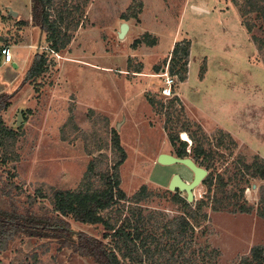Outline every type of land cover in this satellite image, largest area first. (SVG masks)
<instances>
[{"label":"rangeland","instance_id":"374dc122","mask_svg":"<svg viewBox=\"0 0 264 264\" xmlns=\"http://www.w3.org/2000/svg\"><path fill=\"white\" fill-rule=\"evenodd\" d=\"M30 1L0 0V43L24 42L29 30L22 21L30 16ZM256 3L261 12L248 10L245 0H53L49 20L58 22L56 36L59 46L66 43L63 48L51 50L48 35L34 28L26 39L35 49L10 48L19 65L0 68V94L15 92L0 112V209L9 210L13 203L17 212L51 211L48 187L77 189L91 163L100 173L117 170L120 188L133 202H126V208H138L145 219L152 216L142 228L155 239L147 249L167 254L140 264H164L171 253L196 264H255L251 250L264 247V0ZM10 10L18 12L20 21ZM233 12L259 42L252 58L247 28ZM123 23L129 29L120 40ZM181 42L190 44L189 50L192 46V68L183 87L187 103L179 96L177 78L187 79L190 54L185 70L184 60L172 57ZM36 53L47 59L45 72L25 81ZM200 58L201 77L210 67L202 84L195 71ZM171 59L177 96L165 99L159 93L161 73L170 69ZM112 129L125 152L116 170L112 166L119 153L112 148ZM180 142L186 144V157L202 152L197 165L211 176L210 188L201 183L193 190L190 210L174 199L186 194L169 191L168 183L174 174L189 183L192 172L156 161L159 154L176 156ZM85 145L93 154L85 152ZM86 180L91 190L103 186L96 177ZM126 208L111 218H128ZM182 213L189 217L186 232L171 235L168 229L175 231L172 223ZM101 215L108 217L109 211ZM67 220L73 231L102 239V226ZM104 242L113 245L111 238ZM0 264L94 263L61 249L56 240L21 235L0 252Z\"/></svg>","mask_w":264,"mask_h":264},{"label":"trees","instance_id":"16d2710c","mask_svg":"<svg viewBox=\"0 0 264 264\" xmlns=\"http://www.w3.org/2000/svg\"><path fill=\"white\" fill-rule=\"evenodd\" d=\"M53 0H31V25L38 28L42 33H46L47 42L51 43L50 49L54 52L61 50L59 46L58 36L59 24L56 21L49 20L50 12L48 6L51 5ZM248 6V10L252 12H261L262 6L256 3V0H245ZM24 24L25 22L22 21ZM248 34H251V27L246 23L244 25ZM261 29V28H260ZM253 43L260 50L258 40L251 36ZM2 43V42H1ZM190 44L186 46L185 42L177 43L173 47L172 57L179 56L182 61L184 60L185 70L188 57L190 54ZM47 59L43 54L36 53L33 57L32 63L26 72L25 81H32L34 78L40 76L45 72ZM173 59L170 60V69L167 71L168 75L176 77L172 72ZM175 75V76H174ZM177 78V77H176ZM177 80L181 83L186 80L183 75H178ZM175 94V90H174ZM15 95L12 94H0V112L6 110L9 106V100ZM177 96V95H175ZM174 97V96H173ZM172 97V98H173ZM73 121L71 117L70 123ZM4 134L9 136L12 133L9 130L4 129ZM112 148L119 153L116 162L113 164L112 169L116 170L125 161V152L120 145L118 134L116 129H112ZM182 133V132H181ZM185 133V132H183ZM186 134V133H185ZM203 137L207 138L206 134L202 132ZM187 135V134H186ZM220 135L230 139V135L224 132H220ZM177 139V137H176ZM190 140V139H189ZM192 145L194 140L191 138ZM232 142V140H231ZM171 145L175 143V140H170ZM180 147L176 150V157L184 158L188 156L186 152V144L180 142ZM84 150L88 155L93 154L88 150V146H84ZM100 151L99 147L95 148V152ZM202 152L194 151L193 161L197 164ZM201 165V164H200ZM261 177H264V165L261 166ZM89 177H96L102 183V188L97 190H91L89 187H85L86 180ZM202 184H208L210 188L211 176H208L202 181ZM146 191L145 188H142ZM50 195V204L52 205L51 211H43V213H34L30 208L24 209L22 212H17V208L11 203L12 207L9 210L0 209V252L7 249L9 243L18 236H24L28 238H44L50 240H56L59 243L60 248L68 249L72 254L78 255L81 258L89 259L94 264H123L122 260H126L131 264L144 263L145 260L151 259L154 255L160 256L165 259V251L154 247L153 252L147 249L151 243H155V239L148 234H144L146 231L142 228L149 224L152 219L151 215L145 219L141 215V211L138 208L129 207L126 204V194L120 188V181L118 178L117 170L113 174H109V170L105 173H100L99 170L94 169L90 163L83 175L77 189L73 190H60L53 187H48ZM5 196L11 201L10 192ZM46 198L45 196H40ZM174 199L178 203H182L185 208H190L192 205L186 201L185 198H181L178 194H175ZM132 204L133 202H128ZM195 208V214L201 210V204ZM29 207H32L30 204ZM137 207V206H134ZM126 208L129 213L128 218H124L120 222L118 217L111 218L112 214L120 215ZM193 208V207H192ZM109 211L108 217H103L101 213ZM161 216V213H158ZM191 217V214H188ZM204 215V214H203ZM73 222L87 225H100L103 227L104 233L102 239L89 236L84 232H75L72 230L69 220ZM134 219V220H133ZM176 220V221H175ZM174 220L175 231L168 229V233L173 235L176 231H179L183 235L186 231L189 217L186 214L177 215ZM179 236V235H178ZM177 236V237H178ZM111 238L112 244H106L104 240ZM151 239V241H149ZM177 239V238H176ZM145 255V259L144 258ZM252 259L256 261L255 264H264V247H256L251 250ZM181 256L175 257L174 253H171L166 257L164 264H196L189 258H182ZM160 264L156 260L152 264Z\"/></svg>","mask_w":264,"mask_h":264},{"label":"water","instance_id":"95a60500","mask_svg":"<svg viewBox=\"0 0 264 264\" xmlns=\"http://www.w3.org/2000/svg\"><path fill=\"white\" fill-rule=\"evenodd\" d=\"M13 16H16L15 13H12ZM129 29L128 24L123 23L121 24L118 32V39L122 40L125 37ZM13 67H16L14 64ZM164 72V71H163ZM21 121V112L17 115L16 126L19 125ZM157 163L163 166H170V165H182L190 170L193 174L192 180L188 183L182 179L179 174H174L169 183H168V190L171 192L179 191L186 194V201L191 203L194 199L193 190L201 185L202 181L207 176V171L202 167L198 166L191 158L184 157L178 158L173 155L169 154H159L156 159Z\"/></svg>","mask_w":264,"mask_h":264},{"label":"crops","instance_id":"0c3cea01","mask_svg":"<svg viewBox=\"0 0 264 264\" xmlns=\"http://www.w3.org/2000/svg\"><path fill=\"white\" fill-rule=\"evenodd\" d=\"M30 2H31V1H30ZM30 5H31V3H30ZM194 8H196L197 10H200V11H205V12L208 13V14H213V13H214L213 10L209 11V10H207V8H206V9H205V8H202V7H194ZM12 13H15L16 16H13ZM225 13H227V12H225ZM225 13L223 12L222 14L225 15ZM8 14L11 15V16H13L15 19L17 18V20H19V14H18V12H15V11H13V10H10ZM233 14H235V16L237 17L238 23H239V25L241 26L242 23L240 22V19H239L238 14L235 13V12H233ZM227 15H229V14H227ZM231 15H232V14H231ZM19 21H20V20H19ZM23 22H25V23L23 24L25 30H27V29L29 30V32L26 31V32H27V33H26V37H27V35L31 34V33H32V30H34V28H36V27H33V26L31 25V10H30V16L28 17V19H25V21H23ZM21 25H22V24H21ZM242 27L245 28L243 25H242ZM36 29H38V28H36ZM244 31H245V33L247 34V37H249V39H250V41H251V43H252V45H253V47H254V53L251 55V58H252V57L255 55V53H256V52H255V46H254V43H253V41L251 40L250 36L248 35V32L246 31V29H244ZM26 37H25V39H24V42H22V44L17 45V46H14V45H13V46H10V48H16V49H20V50H26V52L30 53L31 50H32V49H35L36 46H34L33 43L29 42V41L26 39ZM29 39H30V38H29ZM191 53H192V46H191V49H190V57H189V62H188V76H187V79H186L184 82H181V83L179 84V90H178V91H179V96L184 100L185 103H187V102H186L185 96L183 95V87H184L185 85H187V83H188L189 76H190V72H191V68H192V63H191ZM13 57H14V62H13L11 65H12V67H13V65L15 64L16 67H13V68H17L18 65H19V62H18L19 58H18L17 54H14ZM204 59L206 60V58H204ZM249 59H250V58H249ZM201 60H203V59H201V58L199 59V63L197 64V66H196V70H195V71H196V73H197V77H198L200 83L202 84V83L208 78V76L210 75V74H209V73H210V67H208V66L206 65L205 71H204V73H203L204 75H202V77H201V75H200V65H201ZM206 64H207V60H206ZM2 66H6V65H1V64H0V68H1ZM181 89H182V92H181ZM174 95H177V93L175 92ZM126 108H127V106H126ZM228 131H229L231 134H232V133L234 134L233 129H229Z\"/></svg>","mask_w":264,"mask_h":264},{"label":"built area","instance_id":"2783aa9c","mask_svg":"<svg viewBox=\"0 0 264 264\" xmlns=\"http://www.w3.org/2000/svg\"><path fill=\"white\" fill-rule=\"evenodd\" d=\"M13 62L14 57L11 52L10 46L8 44L0 43V64L10 65ZM161 77H163L164 85L159 91L160 95L163 96L165 99L172 98L174 96L173 87L175 84V77L168 75L167 71L162 72Z\"/></svg>","mask_w":264,"mask_h":264},{"label":"bare ground","instance_id":"6f19581e","mask_svg":"<svg viewBox=\"0 0 264 264\" xmlns=\"http://www.w3.org/2000/svg\"><path fill=\"white\" fill-rule=\"evenodd\" d=\"M182 137H183L184 140L189 141V139H188V137H187V135L185 133L182 135Z\"/></svg>","mask_w":264,"mask_h":264}]
</instances>
